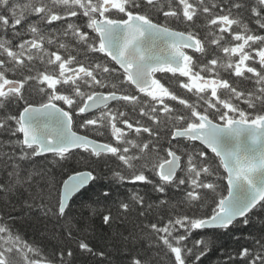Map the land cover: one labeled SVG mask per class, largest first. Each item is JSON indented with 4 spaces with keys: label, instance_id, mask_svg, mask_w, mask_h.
Instances as JSON below:
<instances>
[{
    "label": "snow or ice",
    "instance_id": "snow-or-ice-1",
    "mask_svg": "<svg viewBox=\"0 0 264 264\" xmlns=\"http://www.w3.org/2000/svg\"><path fill=\"white\" fill-rule=\"evenodd\" d=\"M0 136V194L59 225L47 254L0 213V264L108 260L70 212L109 160L121 183L160 194L92 209L108 227L136 213L127 264H203L204 230L264 212V0H0ZM77 155L86 170L56 181ZM245 239L224 264H264V235Z\"/></svg>",
    "mask_w": 264,
    "mask_h": 264
},
{
    "label": "trees",
    "instance_id": "trees-1",
    "mask_svg": "<svg viewBox=\"0 0 264 264\" xmlns=\"http://www.w3.org/2000/svg\"><path fill=\"white\" fill-rule=\"evenodd\" d=\"M18 2L24 3L26 0H18ZM246 22L248 21L246 20ZM249 27L254 28L255 25L249 23ZM157 75L159 76L160 74ZM161 82L164 83L165 80ZM32 98L34 100L39 99L35 95ZM241 107L246 106L241 105ZM14 110L15 108H13ZM78 123L79 118H76L74 130L82 132L83 130L77 127ZM93 138L99 139L102 142L107 140V137ZM4 139H7V137L0 136V140ZM198 146L202 147L199 144ZM209 158L213 162V167L218 165V159L214 158V154L210 153V150ZM118 163V161L109 160L107 164L103 161L91 164L98 179L88 187L83 195L75 198L71 204L70 212V217H74L75 220L88 225V241L95 249L105 251L108 254V260L100 261L96 258H87L77 254L74 264H109V261L111 264H127L125 253L128 251L129 246L124 240V237L129 232H139V228L136 227L139 223L136 213L133 212L125 220L118 218L111 227H108L103 224L99 214L93 215L92 209L102 208L105 203L110 204L115 200L127 199L132 195L133 191H138L150 203L156 202L160 196V194L152 191L151 185L137 186L130 183H121L113 174L115 170H119L117 168ZM43 164H46V161L42 158L37 160V165ZM73 169L86 170V163L79 155L71 162L69 167L56 169L55 180L61 181L66 179L68 175L72 174ZM219 174L221 176L224 174L222 167L219 169ZM3 178V174H0V180ZM218 183L221 184L222 188L226 186V180H220ZM104 190H108L111 194L107 200L101 196ZM224 194L226 195V191ZM168 196L171 197L173 204L182 198L175 191H169ZM22 202L23 197L19 192L11 197L0 194V213L11 212L16 217L19 234L29 243L39 244L45 253L51 254L53 245L57 243L56 237L59 235V225L56 224L54 219L46 220L36 211L29 212L27 208H21L20 205ZM13 207H15V211H12ZM113 214H115V209H113ZM202 234L211 241V251L203 258V264H224V260L229 253L239 252L242 247H251L250 240L245 239L246 236L264 235V212H258L253 215L247 226H244L241 222H237L234 227L227 231L221 229H206ZM234 237H239V239H234ZM146 245L147 241L142 239L135 243V248L140 250L142 254H147L150 258L155 259L156 253L154 251L149 252ZM18 264H23L22 257L18 258ZM156 264H159V261ZM237 264H239L238 261Z\"/></svg>",
    "mask_w": 264,
    "mask_h": 264
},
{
    "label": "water",
    "instance_id": "water-1",
    "mask_svg": "<svg viewBox=\"0 0 264 264\" xmlns=\"http://www.w3.org/2000/svg\"><path fill=\"white\" fill-rule=\"evenodd\" d=\"M198 143V142H197ZM209 229H215V228H209Z\"/></svg>",
    "mask_w": 264,
    "mask_h": 264
}]
</instances>
